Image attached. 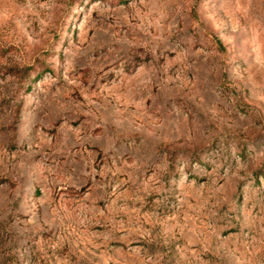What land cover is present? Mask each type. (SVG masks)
Returning a JSON list of instances; mask_svg holds the SVG:
<instances>
[{
    "label": "rangeland",
    "instance_id": "1",
    "mask_svg": "<svg viewBox=\"0 0 264 264\" xmlns=\"http://www.w3.org/2000/svg\"><path fill=\"white\" fill-rule=\"evenodd\" d=\"M0 264H264V0H0Z\"/></svg>",
    "mask_w": 264,
    "mask_h": 264
}]
</instances>
